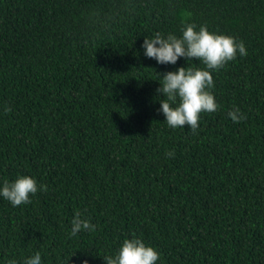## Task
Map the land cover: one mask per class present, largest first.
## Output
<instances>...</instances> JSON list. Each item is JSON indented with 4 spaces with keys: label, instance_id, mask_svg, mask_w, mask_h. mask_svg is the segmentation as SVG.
<instances>
[{
    "label": "trees",
    "instance_id": "1",
    "mask_svg": "<svg viewBox=\"0 0 264 264\" xmlns=\"http://www.w3.org/2000/svg\"><path fill=\"white\" fill-rule=\"evenodd\" d=\"M186 22L247 50L195 132L158 112L159 75L188 62L141 48ZM18 174L45 188L0 198V264H105L131 235L157 264H264V0H0V181ZM77 211L95 229L69 237Z\"/></svg>",
    "mask_w": 264,
    "mask_h": 264
},
{
    "label": "clouds",
    "instance_id": "2",
    "mask_svg": "<svg viewBox=\"0 0 264 264\" xmlns=\"http://www.w3.org/2000/svg\"><path fill=\"white\" fill-rule=\"evenodd\" d=\"M143 55L154 59L157 64L176 65L180 58L188 62V66L177 67L175 71H168L159 75L157 93L162 94L159 99L158 112L164 116V122L171 128L188 126L195 132L199 127L202 112H214L218 108L212 92L214 81L212 72L223 67L237 56L247 55L243 41L235 37L210 31L207 25L197 26L186 22L180 29V34H162L155 32L151 36H144L141 45ZM193 58L203 67L190 64ZM12 111L8 105L3 106V112ZM233 122L244 119V114L238 107L228 112ZM171 155V153H166ZM45 185L39 184L35 177L18 174L14 179L0 181V198L8 201L13 207L30 202L31 196L43 190ZM95 225L85 218L81 212L74 213L70 220L69 237H75L83 231H94ZM85 256L93 255L90 251H82ZM76 253L72 254V257ZM159 252L146 244L135 235L126 237L112 255H105V264H157ZM72 259V258H71ZM71 259L67 261L70 264ZM4 264H42L41 251L23 257L21 261L8 259ZM61 264H64L61 261ZM80 264H89L84 258Z\"/></svg>",
    "mask_w": 264,
    "mask_h": 264
}]
</instances>
